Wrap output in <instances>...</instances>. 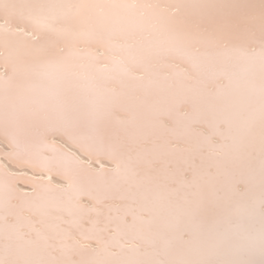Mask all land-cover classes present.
Instances as JSON below:
<instances>
[{"label": "snow or ice", "instance_id": "6c2138e0", "mask_svg": "<svg viewBox=\"0 0 264 264\" xmlns=\"http://www.w3.org/2000/svg\"><path fill=\"white\" fill-rule=\"evenodd\" d=\"M0 264H264V0H0Z\"/></svg>", "mask_w": 264, "mask_h": 264}]
</instances>
